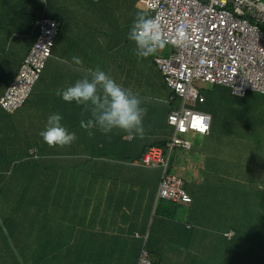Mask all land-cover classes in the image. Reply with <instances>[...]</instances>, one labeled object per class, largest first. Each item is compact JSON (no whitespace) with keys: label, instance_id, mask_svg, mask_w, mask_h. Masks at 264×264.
I'll list each match as a JSON object with an SVG mask.
<instances>
[{"label":"crops","instance_id":"crops-1","mask_svg":"<svg viewBox=\"0 0 264 264\" xmlns=\"http://www.w3.org/2000/svg\"><path fill=\"white\" fill-rule=\"evenodd\" d=\"M107 1L108 0H0V53H10L14 55V62H12V69L14 73L18 71L23 58L28 55L37 38L38 29L34 26L35 20L50 18L51 16L58 19L62 26L61 32L55 42V55L49 61L50 65H48V68H46L41 75V79L35 89L37 93L33 89L34 93L32 92L28 102L16 113H6L0 107V143L13 141V139L16 138V136L13 135L15 134L14 129L11 130L9 128L19 122L23 128H26L25 134L30 136L29 138L37 135L40 145L42 144V147L47 149V146H45V143L39 135V133L44 129H42L38 114H43L47 117L53 113L60 114L63 118V125L70 131H74L77 134V140L70 146L71 150L70 148L65 151L60 150L61 155H71V158H78L79 161L80 159H83L84 169H76L73 167L71 175H68V178L65 181L63 178H58L56 176V179L51 185L53 187H66L68 184L67 181L76 185V175L81 174L83 177H79V179L83 181L84 185H88L95 190L101 191V195L99 197L101 198V201H105V204L110 203V192H107V190H110V187L100 184L96 174L105 171L106 163L113 164V166L116 164L119 165L118 161L113 160L109 156V153L114 151L116 154L122 155L125 145L133 144L134 141H150L156 138L172 139L174 136V129L167 124L168 116H166V113L155 112L154 116L155 107L152 102L144 101L148 111L146 117L144 118L145 137L143 139L135 138L133 135L119 131L113 132L110 136H105L100 132H96V135L94 136L99 145L96 143V146L90 147L88 142L95 143V139H93L94 136L90 138L87 132L80 128V120L84 118L81 115V107L75 103H67L63 101L62 97H58L56 95V90L58 88L67 87L79 78L80 73L73 70L76 66L71 63L72 57L78 56L82 59L84 68L95 69L99 66L102 70L113 77L118 84L123 86L125 89H131L133 93L137 94L139 97L141 86L143 87L142 90H148L151 92L149 94L154 93L155 99L162 104H165L164 102L168 101L166 103V105H168L169 100L174 96L171 89L168 88L157 62V59H161L159 57H162L163 49L158 51L160 52V56L154 55V57L152 56L145 60H138L134 54L135 45L133 43L128 44V42L124 40V37H128L130 24L134 16L139 12V9L147 12L149 15L150 13L141 4L140 0H110L112 1L111 5L109 6V9H106L108 3ZM118 13H121L120 17L116 16ZM105 17L108 19H105ZM122 23L127 26V31H125V34L121 32L119 43L115 46L112 44H110V46L102 45L98 38L96 39L94 45L86 44L85 38L87 35H96V37L97 35H104V37L107 38L105 30L109 27L121 25ZM76 26L79 27L77 31ZM110 49H112L111 55ZM169 51L170 48L165 52L163 57L167 56ZM64 61H66V63ZM4 78H8L7 69H0V97L7 87V83ZM42 85H44V87H42ZM39 88H42L41 91H39ZM51 91L52 98H49L47 94ZM35 94H38V102H33ZM203 98L204 97L202 96V101ZM234 98H237L238 101L236 103H231V100H234ZM245 99H247V97L242 98L234 96L229 88L222 86L216 88L213 92L211 99L212 102L210 104L211 108L203 106L201 104L202 101H188L187 107L191 109L194 108L193 110L206 112L211 115L212 130L209 135L204 136V138L208 139L209 136L213 134V112L221 108L227 118V125L230 126L231 118L229 117H231V109L234 110L235 108H240L238 112H241V104ZM248 99H250V101H257V99L262 100L261 108L264 109V95L254 93L251 94ZM48 100L51 104L50 108L41 106L40 103H47ZM190 102H193V107L188 106V103ZM206 107L207 109H205ZM157 108L164 107H161V105L158 104ZM245 111V115L247 116L246 120L249 122L252 121V112L249 111V109H246ZM238 115L239 114H237V117ZM147 119H149V123H147ZM31 122H33V129H28ZM258 123L261 126L258 127V124L254 125L251 130L242 133L244 134V137L237 134H232L231 136L232 144L238 147H241L247 142H255L256 144L251 146L252 151H248L247 153L246 159L251 161L252 164L246 163L248 167H245L247 169L245 172H242L243 174H247L249 169H255L258 167L255 164V158L263 157L262 159H264V151L260 149L261 146H264V141L261 142L262 140L260 139L255 141V138H253V135H255L256 132L264 129V120L262 119ZM250 124L251 123H249V126ZM254 129L256 131H254ZM229 132H231V128L225 136H230L231 133ZM22 137L24 136L21 135L20 139H22ZM257 137L259 138V136ZM17 139L19 138L17 137ZM183 139L190 144V149H177L175 150L173 156H177L179 164H181V171H178L177 175L180 176L179 178L182 180L184 188L188 191L194 201L195 186H188L184 182L188 181L198 185L199 181L205 182L207 178L204 175L207 174V171L203 170L202 167H208V165L206 157L200 158L201 154L198 149V140L196 139V143H193L192 137H183ZM219 141L222 142V140ZM104 145L107 147V151L105 150ZM210 146L218 147L215 141ZM53 149H55L54 153L57 152L60 154L59 149L61 148ZM34 151H36V148H32L30 154ZM217 152L218 151H216L215 154ZM36 153H38V151H36ZM92 153L100 154L109 160H104L103 158L92 159ZM231 155V159H240V154L237 153L234 146L231 147ZM51 157L52 156L43 158H45L44 161L50 162L48 159H51ZM222 159H225V161L220 164L226 166L227 168L224 170V174H221L220 180L229 181V179H231V163L225 156ZM198 160L200 162L197 166H193L191 164ZM213 164L217 165V161L209 162V166ZM262 166H264V163H262ZM132 171L134 172L133 169ZM112 174H116L121 178L124 174H131V170L128 166H114ZM217 178H219V176ZM260 179L264 182V175H262ZM92 182H96L100 185L92 186ZM248 188L251 191L253 190L254 193H257V191L259 192L260 190L263 192L264 184L256 186L253 182H251V184H248ZM12 201V205L16 202L17 204L19 203L16 195L13 197ZM39 202L41 206H48L51 200H40ZM219 204L231 207V199L227 196L221 197ZM208 206H210V204H197L196 201L193 205H182V213H184L183 227L188 228L194 226V236L191 238L188 237L183 241L178 240L179 238L177 237H167L161 242H158L156 245L157 251L159 254L163 255L160 263L171 264V262L174 261L173 259L175 256H179V260H181L182 257L180 255H210L221 253L219 249L216 250V248L210 244V240L217 239L222 232L227 234L231 231V220L229 218L231 210L228 211V218L225 217L224 219L222 218L223 215L218 214L220 212L216 207L209 208ZM190 215H192V217H190ZM22 216L23 222H36L35 226H42L40 225V222L45 219V215L42 214L40 208L37 206H31L28 213L23 211L17 212L14 215L15 221H19ZM117 223L119 224L121 221L118 220ZM68 230L69 229H63L62 231L57 232L56 236L62 234V236L66 235L65 238L69 239L71 236L68 234ZM135 233L133 235H109L110 237L116 238L118 244L110 247L115 255L112 258L106 255L104 257L106 264H134V261L131 260L134 256L133 253L138 252L137 244H139L140 239L144 238L146 242L148 238V235H144L143 238H140L141 234L139 231H135ZM50 236L46 235L44 231H36L34 234L20 236L19 238L21 239L24 237L25 239H32L38 242L44 240L41 249L29 252L32 254L40 253L42 250L46 249L50 251ZM20 242L21 244L19 245H12H14L19 252L27 255L28 253L23 250L26 242ZM142 250L147 251L149 254L146 246ZM63 251L64 250L61 249L52 252L47 260V263L85 264L90 261H87L86 257L83 256L86 251H83L79 258L75 257L72 252ZM0 259L4 261L3 264H6L5 256L3 255V251L1 249ZM135 259L137 264H139V255ZM187 259L191 264H211L207 259L197 260L194 257H189Z\"/></svg>","mask_w":264,"mask_h":264},{"label":"trees","instance_id":"trees-1","mask_svg":"<svg viewBox=\"0 0 264 264\" xmlns=\"http://www.w3.org/2000/svg\"><path fill=\"white\" fill-rule=\"evenodd\" d=\"M107 2L106 9H109L112 1L108 0ZM50 18L56 20L59 24V31L55 38L56 42L62 26L58 19L51 16ZM55 47L54 45L52 50L53 55L51 54L45 69L48 68V65H50L49 61L55 55ZM0 56L3 57L2 63L6 65L8 78L4 79L8 87L18 75L23 61L18 71L14 73L12 69L14 55L10 53H0ZM218 87L222 86L210 84V87L200 94L201 97L203 96L205 98H203L202 101L204 102V106L211 108L212 95ZM142 88L141 86L140 98L143 101L152 102L155 107L154 116L155 112H163L168 116L172 110L179 108L180 102L176 96L174 99H170L168 105H166L168 101L162 104L155 99L154 93L149 94L151 92L142 90ZM254 93L256 92L248 91L242 98H248ZM3 94L4 93H2V95ZM27 102L14 111L2 110L6 113L13 114L22 109ZM242 102L244 103V100ZM158 104L164 108H157ZM207 107L205 109H207ZM239 109L240 108L231 109V117L229 118L235 120L234 123L231 121V131L235 130L237 118L241 124L249 126V121L246 120V111L238 112ZM237 114H239L238 117ZM147 123H149V119H147ZM257 124L258 127L261 126L259 123ZM9 129H14L15 134L13 135L16 136V138H14L13 141L0 143V234L5 231L9 236L8 239H10L11 244L16 245L21 244V240H17L20 239V235L15 233L19 229V225L25 230V235L34 234L36 231H44L46 235H51L49 240L51 246L50 251L46 249L42 250L40 253H28L25 255L19 252L13 245L15 249L13 252V264H48L47 260L50 254L61 249L64 250L63 252H72V254L78 258L83 251H86L83 256L86 257L87 261H90L85 264H106L104 257L107 255L112 258L115 253L110 247L118 244L117 239L109 235H133L135 231L140 232V238H143L144 235H148V238L146 242L144 238L140 239L139 244H137L138 252H134V256L132 255L133 259L130 260L134 261V264H137L135 258L140 255L141 250L146 246L152 263L163 264L160 263L163 255L159 254L156 247L158 242H161L167 237H177L179 238L178 240L183 241L188 237L191 238L194 236V226L188 228L183 227L184 213H182V205L189 204L183 203L181 200L157 197L158 186L163 174L180 177L177 175L179 169H176L179 159L177 156H173L175 150L180 148H174L172 151L166 170L162 163L153 162L151 165H148L144 161L145 156L153 149L160 151L164 159H166L168 157L170 138L134 141L133 144L125 145L122 155L116 154L114 151L109 153V156L119 163V165H114L115 167L120 165L124 167L128 166L131 170V174H124L120 178L118 175L112 174L114 166L109 163H106L105 171L96 174L100 184L110 187V190H107V192H110V203L105 204V201H101L99 197L101 191L84 185L83 181L79 179V177H83L81 174L76 175V185H73L70 181H67L68 184L66 187H53L51 185L56 179V176L58 178H63L65 181L68 175H71L73 167L76 169H84L83 159L79 161L78 158H71V155L63 156L61 155L60 149V154L57 152L54 153L55 149L50 148L47 144H45L47 149H44L42 144L40 145L37 135L29 138L30 136L25 134L26 128H23L19 122ZM28 129H33V122L30 123ZM254 131L256 130L254 129ZM21 135L24 136L22 139H20ZM17 137L19 139H17ZM134 137L138 138L136 136ZM93 139H95V143L92 144L97 143L99 145L98 141L96 142L95 136ZM32 148H36L38 153L34 151L30 154ZM105 150H108L106 146ZM48 156L54 158L56 163L53 164V166L50 163L51 161H44L45 158L43 157L48 158ZM91 158L109 160L97 153H92ZM261 161L264 163V159L261 158ZM199 162L198 160L191 164L197 166ZM239 165L242 167L239 174L245 175L242 172L246 171L247 168L245 167H248V165L245 162H239L232 165V167H239ZM247 182L251 184L250 179ZM100 184L92 182V186H98ZM255 184L254 182V185ZM214 185L215 184H213V186ZM39 186L42 187V190L39 193H35V187ZM237 189L239 188H233L234 191ZM201 190L203 189L194 191L195 200L192 201L193 203L191 202L190 205H193L195 201L197 204H208L210 202L215 203V200H221V197L217 196L218 194L214 189L203 193H201ZM225 192H227V190ZM249 192L254 193L253 190H249L247 186L244 196L247 197V193ZM258 193H262L261 197L264 199V191L261 192L260 190ZM15 195L19 198V203L17 204L16 202L12 205V200ZM47 199L51 200L50 204L48 206H41L39 201H45ZM31 206L39 207L42 214L45 215L44 221L40 222L42 226H35L36 222H23V216L19 221H15L14 215L17 212L23 211L28 213ZM213 206L214 205H210L208 207L211 208ZM46 208L50 210L49 213L43 212ZM229 210H231V207L225 208L227 217ZM225 211L221 214L224 219ZM190 217H192V215H190ZM229 218L231 220V214ZM118 220H120L121 223L118 224ZM63 229H69L68 234L71 238H65L66 235L62 236V234L56 236V233ZM248 230L253 229L250 227ZM231 232L233 233L231 237H227L226 233L222 232L217 239L210 240V244L221 252L219 255L226 257V264H264V241L262 242L260 239L255 240L248 235L238 236L239 230L236 226L231 225ZM248 232L254 233L256 231ZM261 245H263V247L260 248ZM2 246L4 247L0 242V249L3 248ZM180 256L183 258L184 255ZM173 260L171 264H179L182 261V259L179 260V256H175Z\"/></svg>","mask_w":264,"mask_h":264},{"label":"built area","instance_id":"built-area-1","mask_svg":"<svg viewBox=\"0 0 264 264\" xmlns=\"http://www.w3.org/2000/svg\"><path fill=\"white\" fill-rule=\"evenodd\" d=\"M151 16H159L163 31L169 36L170 51L157 59L160 71L180 102L168 116L174 136L168 145V157L151 150L144 158L151 165L158 156L167 169L174 148L190 149L179 133L190 131L208 135L212 117L187 107L188 101H202L195 81L217 84L244 97L248 91L264 94V0H140ZM180 23L185 24L189 38L183 45L171 42ZM37 38L24 58L18 75L0 97V107L14 111L30 98L34 85L41 78L51 57L59 24L51 18L34 21ZM206 128L201 130L198 121ZM159 198L191 203L192 198L175 176L163 174L158 186ZM231 231L227 233L231 237ZM139 264H153L142 250Z\"/></svg>","mask_w":264,"mask_h":264},{"label":"rangeland","instance_id":"rangeland-1","mask_svg":"<svg viewBox=\"0 0 264 264\" xmlns=\"http://www.w3.org/2000/svg\"><path fill=\"white\" fill-rule=\"evenodd\" d=\"M89 5V4H87ZM86 5V6H87ZM142 10L139 9V12ZM144 12V11H142ZM147 13V12H145ZM148 14V13H147ZM116 16L120 17L121 13H118ZM105 19H108L105 17ZM79 29V27L76 26V31ZM106 31V36L107 38L104 37V35H87L85 38L86 44H91L94 45L96 39L101 41L102 45H107L110 46L112 44L115 46L116 44L119 43V39L121 37V32L125 34V31H127V26L122 23L121 25H117L114 27H109ZM124 40L128 42V44L132 43L129 41L128 37H124ZM128 40V41H127ZM170 46L165 45L162 49V57L164 56L165 52L168 51ZM161 49V50H162ZM112 49H110V55H111ZM155 55L160 56V52H157ZM159 57V58H162ZM2 56H0V69L5 70L6 65L2 63ZM38 83L34 85V91L37 88ZM193 86L198 90V92L201 94L205 90H207L210 87L209 83L203 82V81H195ZM44 87V85H42ZM41 91L42 88H39ZM33 91V93H34ZM167 91V90H165ZM36 92V91H35ZM37 93V92H36ZM38 94H35L33 97V102H38ZM47 96L49 98H52V91L48 92ZM251 99V98H250ZM250 99H245L244 103L242 102L241 108L242 111H245L246 109H249V111L252 112L253 119L249 123L250 126H246L241 124L238 121L237 118V125L235 126V130L231 131L230 136H225L228 131L230 130L231 126L227 125V118L225 117L224 111L219 108L213 112L214 116V121H213V134L209 136L208 139L204 138V136L194 134V132H189L184 135V137L187 138H193V143H196V139L198 140V149L200 151V158H205L207 161L208 167H202L203 170L207 171V174L204 176L207 178L205 182L199 181V185L185 181V183L188 186H195V190L203 189L201 190V193L208 191V190H213L218 194V197H229L231 199V225L236 226L239 230L238 236H244L248 235L249 237L253 239H260V241H264V199L261 197L262 193H247V197L244 196V192L247 189L248 186V180L250 179L251 182H255L256 186H259L261 184H264L263 180L260 179L262 175H264V166H262V161L261 158H255V164L258 166L255 169H249L248 173L245 175L239 174L241 172V165L239 167L233 166L236 163H248L252 164L251 161H248L246 159L248 151H252L253 145H256L255 142L252 143H244L241 147H238L236 145L232 144L231 141V136L232 134H237L240 135L241 137H244V134L249 130L253 128L254 125H256L258 122H260L262 119L264 120V109L261 108V103L262 100L257 99V101H250ZM238 101L237 98H234V100H231V103H236ZM200 102V101H198ZM246 102V103H245ZM204 102H201L203 104ZM230 103V104H231ZM41 106H44L45 108H50L51 104L50 101L48 100L47 103L42 102L40 103ZM188 106L193 107V102L188 103ZM194 109V108H193ZM39 121L41 123L42 129L45 128L46 122H47V116L43 114H38ZM38 121V122H39ZM232 123H234V119H231ZM86 136V135H85ZM255 138V141L257 139L262 140L261 142L264 141V129L259 130L256 132L255 135H253ZM259 136V138L257 137ZM219 140H222L220 142ZM218 145V147L215 146H210L213 144V142ZM89 146H96V144H92V142H88ZM195 145V144H194ZM234 146L235 150L237 151L238 154H240V159H231V147ZM71 150V147H66L60 150ZM260 149L264 151V146H261ZM220 150V151H219ZM218 151L216 154L215 152ZM160 153V151H158ZM223 152V153H222ZM226 157V159L231 163V179L229 181L225 180L222 181L220 180L221 174H224V170L227 168L226 166L220 164L225 159H222L223 157ZM48 161H51V165L55 164L54 158L48 159ZM158 156L154 158V162H159ZM217 165L213 164L209 166V162H216ZM219 163V164H218ZM176 169H179L181 171V164L176 165ZM43 171V170H42ZM41 171V172H42ZM175 171V170H174ZM177 172V171H176ZM188 176V175H186ZM219 176V178H217ZM190 177V176H188ZM217 178V179H216ZM202 184V185H201ZM213 184H215L213 186ZM206 185V186H205ZM205 186V187H203ZM239 188L237 190H233V188ZM206 188V189H205ZM36 191L35 193H39L42 189L41 187H35ZM227 190V192H225ZM232 191V192H231ZM206 195V194H205ZM19 200V198H18ZM216 202H210L208 205H214L213 207H216L220 213L218 214H223V211H225V208H229L230 206H223L220 203V201L215 200ZM212 208V207H211ZM44 213L50 212V210L47 208L43 211ZM225 217L226 211H225ZM43 222V221H42ZM252 228L253 230H248L249 228ZM248 231H256L254 233H249ZM18 235L24 236L26 234L25 230L22 229V226L19 225V229L17 230ZM232 235V233H231ZM8 234L3 231L0 234V242L4 245V247L1 249L3 251V255L5 256V261L6 264H13V252L15 251L13 245L11 244L10 239H8ZM21 241H25L26 244L23 247V250L27 253L30 251H37L41 249L44 240L41 242H38L36 240L32 239H25L22 237L21 239H17ZM200 247V246H199ZM263 247V245L260 246V248ZM262 252V251H261ZM189 257H194L197 260L199 259H207L211 264H226V257L219 255V254H210V255H204V254H195V255H184L182 258V261L180 264H191L187 258ZM4 261L0 259V264H3Z\"/></svg>","mask_w":264,"mask_h":264},{"label":"clouds","instance_id":"clouds-1","mask_svg":"<svg viewBox=\"0 0 264 264\" xmlns=\"http://www.w3.org/2000/svg\"><path fill=\"white\" fill-rule=\"evenodd\" d=\"M128 39L135 45L134 54L137 59L145 60L161 50L170 38L163 31L159 16L153 17L141 11L134 16L130 24ZM188 39L185 33V24L180 23L176 28L175 36L171 38V42L183 45ZM64 62L66 63V61ZM71 63L76 66L73 70L79 72L80 76L67 87L58 88L56 95L62 97L63 101L67 103H75L81 107V115L84 118L80 120V128L85 130L90 138L96 132L110 136L113 132L119 131L143 139L145 137L144 118L148 111L145 102L131 89H125L118 84L99 66L95 69L84 68L83 61L78 56H73ZM62 119L58 113L50 114L44 130L39 133L42 141L50 148L70 147L77 140V134L64 126ZM169 126L174 129V126ZM194 134L201 135L199 133ZM184 135V133H179L181 138Z\"/></svg>","mask_w":264,"mask_h":264},{"label":"snow or ice","instance_id":"snow-or-ice-1","mask_svg":"<svg viewBox=\"0 0 264 264\" xmlns=\"http://www.w3.org/2000/svg\"><path fill=\"white\" fill-rule=\"evenodd\" d=\"M197 123H198V126L201 128V130H205L206 126L202 119L199 120Z\"/></svg>","mask_w":264,"mask_h":264}]
</instances>
